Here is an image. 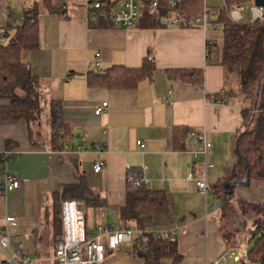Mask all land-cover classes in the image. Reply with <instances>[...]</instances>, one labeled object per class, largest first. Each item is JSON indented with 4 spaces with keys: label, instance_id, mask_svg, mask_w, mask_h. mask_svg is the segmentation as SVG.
Instances as JSON below:
<instances>
[{
    "label": "crops",
    "instance_id": "0c3cea01",
    "mask_svg": "<svg viewBox=\"0 0 264 264\" xmlns=\"http://www.w3.org/2000/svg\"><path fill=\"white\" fill-rule=\"evenodd\" d=\"M26 1L0 0V26L7 22L8 6L20 10ZM91 1L95 0H53L57 7L66 4L67 13L60 17L43 12L40 47L23 52V60L40 77L44 117L30 123L0 121V151L10 140L16 153L6 166L21 178L20 188L0 194V228L7 215H14L16 223L5 229L18 240L14 243H22L26 254L46 258L55 248L53 198L62 184L83 175L108 205H123L129 178L141 174L150 179V189L167 191L173 202L171 213L160 218L154 228L177 229L183 255L178 264H209L229 250L233 240H238L237 245L249 243L259 217L253 205H264V180H228L237 160L234 146L244 120L241 100L213 101L226 86L224 68L211 61L212 55L208 57L210 44L220 42V30L214 29L213 35L209 28L148 26L142 16L131 27H99L89 18ZM148 55L153 56L157 70L152 80L142 81L135 89L87 84L89 71H104L112 65L139 67ZM170 68H203L204 84L171 79L166 72ZM52 99L62 100L65 120L73 132L62 150L50 145ZM103 101H108V107L96 115L95 107ZM1 103L6 100L0 98ZM178 125L190 129L188 146L194 133L206 132L211 164L207 195L187 179L188 149H174L172 136ZM96 144L103 146L100 153ZM99 158L105 164L95 172L93 165ZM202 172L200 166L197 173ZM93 209L105 215L102 223L115 222L106 209ZM104 264L145 261L129 245H123L109 251Z\"/></svg>",
    "mask_w": 264,
    "mask_h": 264
},
{
    "label": "trees",
    "instance_id": "16d2710c",
    "mask_svg": "<svg viewBox=\"0 0 264 264\" xmlns=\"http://www.w3.org/2000/svg\"><path fill=\"white\" fill-rule=\"evenodd\" d=\"M120 1H91L89 18L96 16L94 22L99 27L116 26L112 15ZM159 1L157 16H151L147 11L140 16L148 26L169 25L167 18L173 12L190 17L200 14L203 9L202 0H182L178 5L170 0ZM46 11L62 17L67 13V5L57 7L53 0H33L20 10L7 7V22L0 26V36L3 39L0 42V98L6 100V103L0 104V121L25 120L30 123L37 121L42 115L40 77L23 60L22 55L24 51L40 47L39 21L40 15ZM214 13L213 22L221 24L223 45L220 47L218 42L210 44L212 53L208 57H214L211 61L224 68L226 79L225 88L214 97H225L227 101L236 100L238 90L244 94L239 99L244 120L243 129L236 138L234 152L237 160L228 180L237 182L243 177H247L249 181L264 180V83L260 92L257 91L264 79V23L233 22L225 11ZM181 26L192 27L188 22H183ZM156 70L153 57L149 58L148 55L139 67L112 65L104 71H89L87 84L91 87L104 86L116 90L135 89L142 81L152 80ZM166 72L171 79L194 85H203L205 81L203 68H170ZM232 76L238 78L240 89L229 86ZM250 94L252 96H248ZM49 117L51 148L62 150L73 136L72 129L65 120L62 100H50ZM189 137L190 129L187 125L175 126L172 136L174 149H188ZM10 143V140H6L8 150L13 149L9 146ZM141 177V174L135 176ZM71 198L76 199L85 210L90 207L106 209L110 213L108 218H113L121 226L133 223L141 229H155L154 226L159 225L158 220L173 210V202L167 191L150 189L145 185L135 188L130 181L127 182L125 203L108 205L103 197L95 193L83 175L60 186L54 194V205ZM253 207L259 217L251 229L252 245L240 258L243 264H264V205L254 204ZM53 213L52 227L57 237L62 233V221L55 211ZM145 236L147 240H144ZM143 248H146L144 252ZM130 250L144 258L145 264H178L183 260L176 235L161 238L151 232H144L134 239ZM109 251L107 249V255Z\"/></svg>",
    "mask_w": 264,
    "mask_h": 264
},
{
    "label": "built area",
    "instance_id": "2783aa9c",
    "mask_svg": "<svg viewBox=\"0 0 264 264\" xmlns=\"http://www.w3.org/2000/svg\"><path fill=\"white\" fill-rule=\"evenodd\" d=\"M174 4H179L182 0H170ZM203 9L198 15L187 17L175 12L167 18L170 26H181L183 22H188L192 27L208 29L213 25L215 30L221 31V24L213 22L215 13L225 11L233 22H254L264 23V7L256 0H202ZM146 8L151 16H157L160 8L159 0H121L119 7L115 8L112 19L116 26L131 27L137 23L142 15V9ZM216 8V10H214ZM96 16L91 20L96 21ZM3 39L0 36V42ZM209 50H207L208 53ZM208 55V54H207ZM99 57V53H97ZM149 55V58H152ZM99 63V62H97ZM264 97V90H263ZM225 102L226 98H215L213 101ZM108 101H103L95 107V114L100 115L106 111ZM140 146H144L142 140L137 141ZM84 146V145H83ZM95 150L100 153L103 150L101 144L95 145ZM188 152L191 158L188 161L189 172L187 179L196 182L197 187L206 195L209 193L207 170L211 166L208 161L207 137L205 130L192 135L189 142ZM16 153L14 150L0 151V194L14 191L21 186V178L9 171L6 166L7 161ZM104 159L99 158L93 165L95 172L103 169ZM203 168L202 175L197 173L199 167ZM129 181L133 187L145 185L148 187L150 179L130 177ZM60 218L62 221V233L56 237V245L52 256L41 258L26 254L22 243L11 245L10 236L6 232L9 225L16 223L14 215H7L5 225L0 228V264H104L107 260V249L116 251L123 245L131 248L134 239L144 232H151L154 236L167 238L177 234L176 228L166 229H141L133 223L121 226L119 223L107 221L99 223L94 230L87 227L86 211L76 199H64L60 202ZM147 240V237H144ZM146 248H143L144 252ZM231 253L224 250L209 264H230ZM240 260V257L236 258ZM240 264H243L240 262Z\"/></svg>",
    "mask_w": 264,
    "mask_h": 264
},
{
    "label": "rangeland",
    "instance_id": "374dc122",
    "mask_svg": "<svg viewBox=\"0 0 264 264\" xmlns=\"http://www.w3.org/2000/svg\"><path fill=\"white\" fill-rule=\"evenodd\" d=\"M32 1L33 0H27L26 1V4L27 3H30ZM145 11H147V9L146 8H143L142 9V13L145 12ZM209 33L214 35V27H213V25H210V27H209ZM219 38H220L219 46L222 47V45H223V38L221 36H219ZM237 79L238 78L236 76H232V78H231V80L229 82V86H233L234 88L240 89L239 88V83H238V80ZM263 83H264V79L262 80L260 86L258 87V90H257L258 92H260L261 88L263 87ZM238 91H239V93L237 95H238L239 98L237 97V99H240L241 97H243L244 94L240 90H238ZM248 96H252V94H250ZM247 102H248V100H247ZM42 115L44 117V113H42ZM59 205H60V203L57 204V205H55L54 206V210H53V212L54 211L56 212V206H57V212H56V214H57L58 217H60V213H59L60 206ZM104 220H105V215H103V214L100 215V212H98L97 210L93 209V207L87 208V227H88V229L94 230L96 228V226L99 223H102ZM250 239H251V236H250ZM245 240H249V238L246 237ZM10 241H11V245H14L15 244L14 242H17L18 240L15 239V237H13V234L10 233ZM233 242H234V244L231 247H229V250H230V253H231L230 264H240L241 259L240 260H237L236 258L243 256L245 254L247 248L250 245H252V243H251V241H249V243H247V241H246L242 245H240V244L237 245L238 244V240L237 239L236 240H233ZM55 245H56V241H55ZM52 254H53L52 249H50V251L47 253V257L52 256ZM46 263L48 264L47 260H46Z\"/></svg>",
    "mask_w": 264,
    "mask_h": 264
},
{
    "label": "water",
    "instance_id": "95a60500",
    "mask_svg": "<svg viewBox=\"0 0 264 264\" xmlns=\"http://www.w3.org/2000/svg\"><path fill=\"white\" fill-rule=\"evenodd\" d=\"M256 2L264 7V0H256ZM175 5H177V4H175Z\"/></svg>",
    "mask_w": 264,
    "mask_h": 264
}]
</instances>
